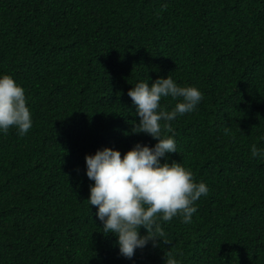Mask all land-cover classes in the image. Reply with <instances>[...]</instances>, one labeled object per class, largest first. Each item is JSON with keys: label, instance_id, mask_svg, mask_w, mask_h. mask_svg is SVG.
<instances>
[{"label": "trees", "instance_id": "trees-1", "mask_svg": "<svg viewBox=\"0 0 264 264\" xmlns=\"http://www.w3.org/2000/svg\"><path fill=\"white\" fill-rule=\"evenodd\" d=\"M4 74L33 126L0 134V264H264V159L251 156L264 148V0H0ZM168 75L204 99L165 130L177 152L161 162L210 191L190 224L159 221L164 237L128 259L88 202L85 158L154 146L128 91Z\"/></svg>", "mask_w": 264, "mask_h": 264}, {"label": "clouds", "instance_id": "clouds-1", "mask_svg": "<svg viewBox=\"0 0 264 264\" xmlns=\"http://www.w3.org/2000/svg\"><path fill=\"white\" fill-rule=\"evenodd\" d=\"M128 96L139 116L135 131L158 142L154 146L137 143L123 157L120 150L105 147L85 159L87 176L94 181L88 202L98 207L96 215L103 232L116 235L120 254L132 259L137 249L164 237L159 221L180 216L183 223L190 224L198 210L196 202L210 189L205 182H197L192 170L181 162H161L166 154L177 152L175 137L166 135L165 130L171 132L172 121L195 111L204 99L203 92L196 86H181L168 75L151 84L136 83ZM168 97L176 101L170 111L161 105V100ZM32 126L25 89L13 76L0 75V134L15 128L24 136ZM251 156L264 159V148L253 144ZM141 227L147 229V235H141ZM165 264H183L182 254L179 258L166 254Z\"/></svg>", "mask_w": 264, "mask_h": 264}]
</instances>
